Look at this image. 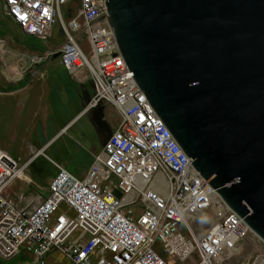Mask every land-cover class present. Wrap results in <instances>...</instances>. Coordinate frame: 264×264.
<instances>
[{"label":"built area","instance_id":"built-area-1","mask_svg":"<svg viewBox=\"0 0 264 264\" xmlns=\"http://www.w3.org/2000/svg\"><path fill=\"white\" fill-rule=\"evenodd\" d=\"M4 7L26 34L47 39L61 27L65 42L51 56L70 73L87 70L94 85L77 120L103 103L120 123L82 179L53 162L57 174L37 204L35 196L9 198L15 180L31 183V162L23 166L0 149V259L172 264L197 255L200 264H221L239 253L251 229L194 169L140 91L119 54L106 0H6ZM32 58L38 65L48 56Z\"/></svg>","mask_w":264,"mask_h":264},{"label":"water","instance_id":"water-1","mask_svg":"<svg viewBox=\"0 0 264 264\" xmlns=\"http://www.w3.org/2000/svg\"><path fill=\"white\" fill-rule=\"evenodd\" d=\"M106 4L119 54L149 104L194 169L264 242V0ZM80 88L84 109L91 91ZM86 116L104 147L113 135L104 104Z\"/></svg>","mask_w":264,"mask_h":264},{"label":"rangeland","instance_id":"rangeland-1","mask_svg":"<svg viewBox=\"0 0 264 264\" xmlns=\"http://www.w3.org/2000/svg\"><path fill=\"white\" fill-rule=\"evenodd\" d=\"M5 2L0 0V149L21 164L33 158L28 172L35 179V184L40 185L33 186L36 187L35 194L40 195L36 199L37 204L49 195V183L58 171L53 162L82 179L93 160V152L98 153L103 147L96 139V129L87 116L79 120L75 118L82 110L81 84L85 81L84 84L93 92L89 72L70 73L60 56L51 58L50 51L58 50L65 42L59 24L54 26L51 38L26 35L5 15ZM82 46L86 53L90 52L85 37ZM35 55L48 56V59L36 65L32 58ZM70 119L72 121L60 134ZM105 119L113 131L118 128L120 119L113 107H105ZM47 144L49 149H44ZM38 152L39 156H36ZM23 190H27V185L17 180L10 187L8 196L16 200V195ZM58 256L53 254V257ZM200 262L197 255L184 261L172 260V264ZM0 264L32 262L29 255L26 260L24 255H19L9 261L0 260ZM221 264H264V242L250 234L243 241L239 253Z\"/></svg>","mask_w":264,"mask_h":264},{"label":"crops","instance_id":"crops-1","mask_svg":"<svg viewBox=\"0 0 264 264\" xmlns=\"http://www.w3.org/2000/svg\"><path fill=\"white\" fill-rule=\"evenodd\" d=\"M84 82H85V81H84ZM84 82H83V83H84ZM11 86H12V85H11ZM75 116H76V115H75ZM75 116H74V117H75ZM75 118H76V117H75ZM72 119H73V118H72ZM72 119H70V120L64 125V127H63V128L61 129V131H60V134L63 133V132L65 131V129H66L67 126L69 125V122H71ZM49 144H50V143H49ZM49 144H47V145L44 147V149L50 147ZM48 149H49V148H48ZM40 152H41V151H40ZM43 153H45V151H43ZM43 153H42V154H43ZM38 154H39V152L36 154V156H39ZM42 154H41V155H42ZM36 156H35V157H36ZM32 161H33V158H32L31 160L29 159L28 161H26V162H24V163H22V164L20 163V164L24 166V165H26L27 163H30V162H32ZM52 162H53V161H52ZM55 163H56V162H55ZM57 164H58V163H57ZM59 165H60V164H59ZM61 166H62V165H61ZM29 168H30V166H29ZM29 168L26 170V174H27L28 177L30 178V180H31V184H28V183H26V182H24V181H21L20 179H17V180H20L22 183H25V185H27V190H23L22 192H19V193L16 195V197L19 196V195H24V196H35V197L38 199V198H40V195H39L38 193L35 194V192H36V189H35V188H36V187L34 188L33 186H34V185H35V186L38 185V187H39L40 185L37 184V183L35 184V181H34L35 179H34V178L32 177V175L28 172V171H29ZM64 168H65V167H64ZM53 178H54V177H53ZM53 178H52V179H53ZM17 180H15V181H17ZM15 181H14V182H15ZM14 182H13V183H14ZM9 197L12 198L11 196H9ZM12 199H14V198H12ZM40 200H41V199H40Z\"/></svg>","mask_w":264,"mask_h":264},{"label":"bare ground","instance_id":"bare-ground-1","mask_svg":"<svg viewBox=\"0 0 264 264\" xmlns=\"http://www.w3.org/2000/svg\"><path fill=\"white\" fill-rule=\"evenodd\" d=\"M10 17V16H9ZM11 18V17H10ZM12 19V18H11ZM137 84V83H136ZM138 86V85H137ZM140 89V88H139ZM141 91V90H140ZM97 155V153L95 154L94 153V155H93V160L91 161V163H90V167L94 164V156H96ZM90 167H89V169H90ZM72 174V173H71ZM29 184H31V183H29ZM160 184H161V182L159 181V180H157L156 179V181L155 182H152V185H151V187L153 188V189H158V186H160ZM10 193V192H9ZM8 193V194H9ZM158 249V248H157Z\"/></svg>","mask_w":264,"mask_h":264},{"label":"trees","instance_id":"trees-1","mask_svg":"<svg viewBox=\"0 0 264 264\" xmlns=\"http://www.w3.org/2000/svg\"><path fill=\"white\" fill-rule=\"evenodd\" d=\"M4 11H5V7H4ZM5 15L8 16L7 13H6V11H5ZM8 17H9V16H8ZM56 56H57V54H54L53 56H51V58H54V57H56ZM89 165H90V164H89ZM0 260H2V259H0Z\"/></svg>","mask_w":264,"mask_h":264},{"label":"flooded vegetation","instance_id":"flooded-vegetation-1","mask_svg":"<svg viewBox=\"0 0 264 264\" xmlns=\"http://www.w3.org/2000/svg\"><path fill=\"white\" fill-rule=\"evenodd\" d=\"M113 131V130H112ZM98 137H96V139H97Z\"/></svg>","mask_w":264,"mask_h":264}]
</instances>
